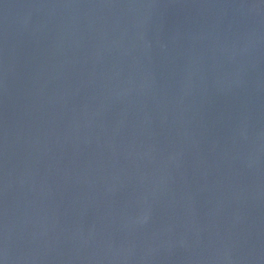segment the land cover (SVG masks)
Here are the masks:
<instances>
[{
	"label": "water",
	"instance_id": "obj_1",
	"mask_svg": "<svg viewBox=\"0 0 264 264\" xmlns=\"http://www.w3.org/2000/svg\"><path fill=\"white\" fill-rule=\"evenodd\" d=\"M0 264H264V0H0Z\"/></svg>",
	"mask_w": 264,
	"mask_h": 264
}]
</instances>
